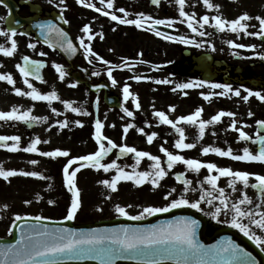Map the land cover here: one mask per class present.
Here are the masks:
<instances>
[{"label":"snow or ice","instance_id":"1","mask_svg":"<svg viewBox=\"0 0 264 264\" xmlns=\"http://www.w3.org/2000/svg\"><path fill=\"white\" fill-rule=\"evenodd\" d=\"M78 3L85 5L90 9H95L96 12H101L102 9L97 7L93 3H87V0H77ZM160 0H152L153 4H158ZM0 3H4V0H0ZM101 3H105V0H101ZM107 8L112 9L114 7L113 0H106ZM175 3L179 6V16L186 18L187 26L192 30V32H197V27L194 26V14H189L185 11L186 0H175ZM204 5L207 8H219V5L210 3V0H203ZM119 12L123 13L124 16L116 15L114 12L103 11L104 16H110L112 21H118L120 24L135 25L137 27H145V20H150L151 30L155 32L157 36H162L164 39L177 40L179 39L183 43L194 44V40L185 39V37L180 36H168L164 32L159 31L157 28L153 27L155 25H168L171 27L174 24L172 19H153L151 16H145L143 13L139 14L138 19H128L127 12L123 7L119 9ZM63 19V16H61ZM215 22V27L223 31L225 27H229L234 33L239 31H245L247 35L264 37V17L257 16L256 19L259 21L260 31L258 32H247L249 25L244 23L252 19V17L247 13L241 14L235 19H224L221 15H216L212 17ZM67 23V21H65ZM196 23L199 24L200 28L204 25L209 24V16L204 15L200 21ZM41 32L45 34V40L49 41L50 37L46 33H55L59 39L60 46L64 48L65 51L75 52L76 46L73 44L72 40L68 39V33L56 24L47 23L39 25ZM82 31L84 33H90V25L85 24ZM9 32L11 36H15L17 33L16 28H10ZM7 34V33H5ZM203 36L204 33L200 32ZM91 39V36H89ZM233 44L232 41H229ZM80 45L85 48L86 55H96L92 51L90 44H85L84 40H80ZM235 47H255L246 46L244 44L234 45ZM29 47L35 48L36 45L30 43ZM17 49V42L15 39L11 40L10 47H4L0 45V52L5 56H12ZM41 55H46V53H41ZM102 60L105 64L109 62L104 60L103 57H97ZM264 58V57H262ZM24 64H17L16 67L19 69L20 73L25 77L24 83L28 86L31 91H22L21 88L15 87L14 91L17 95L31 97L34 101H49L59 100L60 97L55 90L50 91L46 94H42L37 90L32 83L27 79L29 76L35 75L37 79H42L40 76V68L43 65V61L31 60L28 56L23 57ZM120 67H129L127 62L120 65ZM57 72L59 73V78L64 79L66 73L63 67L59 64L55 65ZM94 75H99V73H93ZM107 74L109 78L113 76V68L109 67L107 69ZM147 78V77H145ZM132 79L137 81L141 80V76H133ZM0 80L7 81L10 85H15L13 76L10 73H0ZM170 81L161 80L158 83L167 84ZM112 83L115 84V79H112ZM205 81H191L184 84L177 85L181 89L195 88L198 84H204ZM75 86V85H72ZM213 88H221L224 91L216 93L219 96H226L229 92L234 91V95L237 97L241 96L240 89H232L230 84H212ZM247 95L242 97L243 100L247 101L249 97H258L261 101H264V93L259 91H252L247 89ZM132 93L129 91V85L124 84L123 96L124 100H128ZM203 95V94H202ZM205 100H209L210 96L205 95ZM65 107L70 108L73 112H79L80 109L73 107V102L63 101ZM136 108H140L138 98L136 99ZM174 111V106H170ZM129 117L133 116V112L129 111L127 108L123 109ZM56 112V109H52ZM203 112L202 107L196 108V110L190 115H182L178 117L176 121L170 119L164 111H156L155 116L166 125H171L177 133H179V138L175 141V148L177 149H192L196 145L193 143H185V130L183 127H178L179 122H184L188 125L197 124L199 125V135L203 137L205 134V128L207 125L215 124L220 121L222 117H234L235 113L225 112L223 110L219 111L216 115L212 116L209 120L199 119L201 113ZM249 116L253 113L249 111ZM42 119H47V117H36L31 115V109L26 111H20L16 106H13L10 111H0V120H17V121H33L39 122ZM60 127H66L67 121L58 122ZM77 124H81L80 121H76ZM258 126L264 127V120H259L256 122ZM82 126V125H81ZM104 125L99 119L95 121V133L94 137L99 145L97 151L92 152L87 155L77 156L69 159L63 167L64 181L67 186L68 191L72 194L71 205L67 210V215L65 219H74L78 209L81 207L80 199V189L77 187L76 176L81 168L86 166H91L96 169H103V171L108 172L110 169H116L117 174L112 178L111 181H100V183L106 184L113 190H116L117 183L119 181H135L137 185H142L151 178V184L154 187H159L160 181L168 175V172L161 167V158L156 155H151L146 151H138L135 147H130L126 144L118 146L111 139L105 136L102 132ZM134 125L129 123L125 125L123 132L126 136L129 129L133 128ZM231 127L239 133V138L244 141L251 140L252 137L241 128L237 127V122L235 119L231 122ZM141 133L144 132L143 128H140ZM158 135L156 132H152L147 135L148 143H152L153 139ZM7 141H12L10 145L6 143ZM107 142V146L104 142ZM256 141L259 142L260 147L256 154H253L249 148L245 147L243 149L242 155H234L233 150L229 147L227 150L221 149L219 147H213L211 145L203 147L202 153L208 154L209 152L216 153L221 157H231L236 161H246V162H264V135H257ZM40 138L36 137L32 139L27 147L23 148V151L29 153H36L39 151L37 145L40 144ZM20 137L19 136H2L0 135V148H8L10 151L19 150ZM119 147L120 153H135L137 163L143 157H150L154 161L152 168L154 171H143V172H127L121 168L116 160L111 163H101L104 156H106L112 149ZM160 151L163 152L167 157V168L172 169L173 166L182 162L187 166L188 169L199 172L200 169L206 168L209 173L213 170L218 173V175L209 174L204 179L209 185L212 186V190L219 193L218 196L213 195V191L201 189V195L199 199L190 200L186 198L185 193L189 191H196L195 188H190L192 184L191 180L185 179L183 181L185 187L183 188L180 196L178 198H172L173 193L176 189L173 188L170 192L166 193L165 199L170 200L165 206L155 207L147 206L138 214L131 216L132 220H140L145 216H152L156 213H168L172 209H180L182 207H189L191 209H201V202L205 201L209 205H213L214 211L211 215L214 219L220 217L223 213L228 215L229 212L232 213L231 220L228 221L233 228L239 229L244 236L248 237L250 240L260 247V250L264 252V211H257L260 209L261 205L257 204L254 207H247L248 205H253L252 199L245 193L236 202L230 203L228 197L225 195V188L218 187V181L221 177H229V186L233 191H236L237 181L242 182L243 186L246 188L249 186L250 177H255V183L251 184V187L258 189L261 194V199L264 201V174H255L249 171L243 170H233L230 167H218L217 164L208 162L204 163L199 159L185 158L183 155L174 154L168 151L167 148L161 146ZM46 157H68L69 152L66 150H61L56 148L53 151H45L40 153ZM79 162V167L74 168L70 171L72 165ZM32 164H36V160L30 161ZM24 175V176H40L39 172H17L16 170H5L2 165H0V177L7 180L11 176ZM177 179H181V176H177ZM207 197V199H206ZM218 200L219 204L214 205L213 201ZM25 203H28L26 201ZM52 203V201H49ZM131 207V206H129ZM116 212L121 216L128 217L129 212L125 210L124 207L119 205L116 206ZM258 217V218H257ZM247 218V223L244 222ZM22 217L17 215L15 217L16 221L21 220ZM37 220L42 219V217H36ZM199 222L189 216H178L172 220L162 222L160 224L148 225V226H129L122 225L119 228L112 229H94L89 232H78L70 228H56L43 230L39 229L35 225H29L27 228L21 229L20 238L16 241L14 245L0 246V264H56L59 259H83L86 256L91 258H100L103 256L105 259L102 264H114L117 258H128V259H146L147 264H159L160 260L163 259H176L179 264H256L255 259L251 256V253L246 252L241 249L240 245L231 239H226L217 242L214 245H204L198 238L196 233V226ZM261 230V234L253 229ZM95 253L94 256L92 254Z\"/></svg>","mask_w":264,"mask_h":264},{"label":"flooded vegetation","instance_id":"2","mask_svg":"<svg viewBox=\"0 0 264 264\" xmlns=\"http://www.w3.org/2000/svg\"><path fill=\"white\" fill-rule=\"evenodd\" d=\"M14 1L17 4L22 1L40 3L44 13L54 10L48 4H54L56 7L57 4H60L59 11L63 16L65 28L70 32L82 52L78 68L75 69L57 51L44 44H42L43 53H46V55H41L39 50L41 43L35 39L34 35H26L21 30H18L16 34L19 37H23L22 43L18 46V53L15 52L12 56H5L0 52V59L2 60L11 57L7 67L10 73L15 74L14 79L16 82L22 80L21 74L17 72L18 68L16 67L17 64L22 65V57L19 55L22 51L24 56L47 60L50 63V69H56L54 66L55 59L61 57L64 64L59 65L63 67L66 73L64 78L74 81L76 75L79 80H82V83L78 84L79 90L87 98H95L98 103L104 99L106 93L116 95L121 100H124L123 87L127 83L132 95H136L141 99L139 102L141 107L138 109L135 104L129 103L127 109L129 111L133 110L132 117H129L123 110L121 112L113 110L112 113L114 116L121 113L119 115L120 119H132L135 124L143 129L148 126L145 122L147 118L150 117L151 120H155L156 123L154 124L160 127V148L163 146L174 154L183 155L185 158L199 159L204 163L216 161L219 158L226 162L236 161L231 157H221L212 152L203 154V147L209 145H216L224 150L231 147L234 155H242L245 147L249 148L253 154L258 152L259 142L256 141V137L257 135H264V131H261V129L264 130V127L258 126L256 122L264 120V111H261L262 118L259 119L256 115L260 99L251 96L245 101L242 97L247 95V89L264 93L262 89L264 88V69L261 68V65L264 66V58H262L264 53H246L251 47H235L234 45L239 44L253 46L254 43H251L252 37L246 35L243 30L234 33L227 26L221 31L215 27L212 17L221 15L222 18L231 20L243 14V10L253 15V9L259 4L260 0H210V3L220 6L219 8L211 9L204 5L203 0H189L185 8L190 9L191 12L188 11L189 14H194L193 23L198 29L197 32H192L187 26V22H183L178 14H173L169 19L175 21L171 26L174 31L165 34L168 36H183L185 39L194 40V44L183 43L179 39L166 40L162 36H157L149 27L151 25L150 20H145V27L140 28L135 25L120 24L118 21H112L110 16L103 15V11H110L123 17L124 14L119 12V9L123 7L128 14V19H138L140 13L145 16H151L153 19H160V9L163 14L168 13L166 8V1L168 0H161L160 2H163V5H160V2L153 4L152 0H113L114 7L112 9L107 8L106 0L103 4L101 0H87V3H93L101 8V12H96L95 9H90L78 3L77 0ZM169 1L175 4V0ZM1 6L7 10L1 34L3 38L9 36L8 40L11 43L12 36L5 25L10 9L2 4ZM18 13L22 17L33 15L27 4L19 5ZM204 15L209 16V24L200 28L196 22L200 21ZM85 24L90 25V33L82 31ZM153 27L160 31V25ZM200 32H203L204 35L201 36ZM89 36H91V39H89ZM81 39L84 40L85 44L91 45L92 51L96 55L85 54V48L80 45ZM229 41H232L233 44H230ZM30 43L35 44L36 47H29ZM7 47H10V44H7ZM164 50H167V53L166 58L163 60L160 57V51ZM97 57H103L109 63L105 64ZM125 62H127L129 67H120ZM109 67L113 68L112 78H109L107 74ZM47 71H44V77ZM97 72L99 75L93 74ZM133 76H141L142 79L137 81L132 79ZM27 79L32 78L28 77ZM112 79H115V84L112 83ZM85 80L87 81L86 83ZM161 80L170 82L167 84L158 83ZM191 81H205V83L189 89L177 87L179 84ZM212 84H230L233 90H241V96H235L234 91L229 92L226 96L216 95V93L224 91V89L213 88L210 86ZM89 85L95 86V90L92 91ZM205 95L210 96V99L205 100ZM153 101H156V109L150 111L149 105ZM170 106H174L175 110L173 111ZM198 107L203 108L199 118L203 120H208L221 110L225 112H233L236 108L251 110L252 116L238 113L242 118L238 120L237 127L247 132L252 139L248 141L241 140L239 133L231 127L234 117L224 116L221 118L222 122L218 121L210 126L207 125L203 137L197 135L199 134L198 123L188 125L184 122H179L177 126L183 127L185 130V143H193L196 146L192 149L175 148V141L179 138V133L171 125L163 124L154 115L155 112L164 111L170 119L176 121L182 115L192 114ZM227 119H229V122ZM5 125L7 126L6 123L0 120V135L2 136H8L5 131L11 129H6ZM138 132L140 131L138 130ZM7 142L9 145L12 143L11 141ZM45 151H47V147L40 149V153ZM40 153L37 155L42 156ZM160 158L167 164V157L161 151ZM236 162H244L248 166H252L250 169L251 173L260 174L261 162ZM173 168L175 174L179 172H185L186 174L190 172L194 176L196 174L195 171L188 169L182 162L176 163ZM257 198V201L262 200L261 196L257 195ZM230 220L231 218H207L206 233L212 235L219 229L225 228L228 231L244 236L239 229L231 226L228 222ZM244 222L247 223V219ZM252 227L257 234H261V230L256 229L255 226Z\"/></svg>","mask_w":264,"mask_h":264},{"label":"rangeland","instance_id":"3","mask_svg":"<svg viewBox=\"0 0 264 264\" xmlns=\"http://www.w3.org/2000/svg\"><path fill=\"white\" fill-rule=\"evenodd\" d=\"M166 2L168 13L163 14L160 9V19H169L173 14L179 15V6L176 3L174 4L169 0ZM188 2L189 0H186L185 5H187ZM48 5L56 10H59L61 6L60 4H57V7L54 4ZM185 11L191 12L190 9L186 8ZM245 12L247 11L243 10V13ZM253 12V15L248 13L252 19L244 21V23L249 25L247 32L260 31L259 21L256 17H264V0L259 1V4L253 9ZM6 14L7 10L0 4V45L4 47H7V44L11 46L8 40L9 36L3 38L1 34L3 31V20ZM181 20L186 22V18L181 17ZM251 37L253 39L251 43H254L253 46L255 47H251L246 53H264V37ZM11 38L15 39L17 42V49L15 52L18 53V46L22 43L23 37H19V35L16 34ZM39 50L43 53L42 45L39 46ZM23 53L22 51L19 55L22 56ZM166 53L167 50L160 51V57H162L163 60L166 58ZM10 58L11 57H8L6 60L0 59V73H10L7 67ZM56 64L63 65V59H61V57L58 59L56 58L55 65ZM261 68L264 69V66L261 65ZM47 70L44 80H28L42 94L55 90L60 97L59 100H52L51 102L34 101L31 97L17 95L14 91L15 87L21 88L22 91H31L24 83L25 77L20 73L19 69H17V72L20 73L22 77L20 82H16L14 79L15 74L10 73L13 76L15 85H10L7 81L0 80V111H10L13 106H16L20 111L31 109V115L33 116L47 117V119L40 120L38 122L39 126L33 130H28L21 124L22 121L2 120L7 124L5 127L6 129L11 128L5 131V133H8V136L20 137V146L17 151H10L8 148H0V165H2L5 170L39 172L40 176L15 175L9 177L7 180L0 177V239L10 238L12 236V230L16 223L15 217L17 215L21 216L22 219H36V217H42V219L66 220L65 216L71 205L72 194L68 191L65 181H63V167L69 159L90 154L97 151L99 148L94 137L95 115L92 109H88L89 105L94 106V98L90 100L87 99L86 95L79 90V87L73 81L69 79L66 80L65 78L61 80L56 70L50 68ZM262 89L264 90V88ZM137 98L140 102L141 99L138 96L130 95L128 100L123 101V107L127 108L129 102L131 100L136 102ZM65 100L73 102V107L79 108L80 111L73 112L70 108L65 107L63 103ZM155 105L156 101H153L152 104L149 105L150 111L156 109ZM53 108L56 109V112L52 111ZM261 111H264V101L260 100L256 115L259 119L262 118ZM233 112L235 116L232 118L238 122V120L242 118L238 113L248 114L249 110L236 108ZM98 113L100 121L104 125L102 129L103 134L118 146L126 144L130 147H135L138 151H146L151 155L160 157V127L154 124L155 120H151L150 117L147 118L145 122L148 126L145 127L146 129L141 133L138 132V130L142 127L135 124L134 120H127L126 118L120 119L119 115L114 116L111 111L101 106V102L98 106ZM227 120L229 122V119ZM60 121H67V126L61 128L58 123ZM76 121H80L81 124H77ZM220 122H222V120H220ZM129 123L133 124L134 127L129 129L125 136L123 129L125 125ZM152 132H156L158 135L153 139L152 143H148L147 135H150ZM197 135L200 136L199 134ZM36 137H39L41 141V143L37 145L39 151L36 153L23 151V148L27 147L31 140ZM212 146L217 147L216 145ZM44 147H47V151H53L55 150L54 148L66 150L69 152V156L55 158L43 155L38 156L37 154L40 153V149ZM32 160H36L37 163H30ZM113 160H116L117 164L123 168L124 171L130 173L154 171L152 165H154L155 162L152 161L150 157H143L137 163L135 153H130L128 158H118L115 152H109L107 156L102 159L101 163H111ZM208 162L215 163L218 167H230L233 170L250 172L252 168V166H248V164L244 162H226L220 158L216 161ZM261 164L260 174H264V162H261ZM77 167H79V163L72 165L70 171ZM161 167L168 172V175L160 181L159 187H154L151 184L150 178L142 185H137L135 181H119L116 190L111 189L106 184L100 183V181L104 180L111 181L117 174L116 169H110L108 172H105L103 169H96L91 166L81 168L76 176L77 187L80 189L81 207L78 209L75 218L70 221L74 224H81L94 222L100 219L106 220L125 217L116 212L117 205L124 207L125 210L129 212L127 218L138 215L143 208L147 206H165L170 202V200L165 199L166 193L175 188L176 192L173 193L172 198H178L185 186L176 182L174 178V168L168 169L163 160H161ZM201 173H203V175H201ZM209 174L218 175L214 170L212 173H209L206 168L200 169L199 172H196L195 176L190 172L186 174L187 180L192 181L189 187L196 189V191L185 193L186 198L190 200L199 199L202 188L213 191L214 196L219 195L218 192L212 190V186L204 179ZM229 179V177H221L218 181V187L225 188V195L228 197L230 203L236 202L246 193L253 201V205H248L247 207H254L260 204L261 207L257 211H264V201H257L258 198L251 188L252 182L255 181L254 176L250 177L249 186L246 188L243 186L242 182L237 181L236 191H233L229 186ZM26 201H28V203H25ZM49 201H52V203H49ZM213 204L218 205L219 201L214 200ZM182 208L189 207L185 206ZM201 209L202 210L197 209V211L206 218H212L211 212L214 211L213 205H209L205 201H202ZM231 215V212H229L228 215L222 213L218 218H231ZM150 217L151 216H145L142 219Z\"/></svg>","mask_w":264,"mask_h":264},{"label":"water","instance_id":"4","mask_svg":"<svg viewBox=\"0 0 264 264\" xmlns=\"http://www.w3.org/2000/svg\"><path fill=\"white\" fill-rule=\"evenodd\" d=\"M24 3L28 4L30 6L31 12L37 13V15L33 17H29V18L20 17L17 13L18 5L16 4V2L14 0H4L3 4L7 5L11 11L10 16L6 20L8 29L13 28V27L18 29L26 25L27 26L26 32H34L37 39H39L40 41L44 42L47 45H50L56 48L61 53H63L71 63H74L76 59L75 57L78 55L79 51L77 49L75 52L65 51L64 48L60 46L59 39L54 32L46 33L50 37L49 41H46L45 34L41 32V29L39 27L40 24L52 23V24H56L59 27L63 28V21L61 19V16L57 13H52L50 17L42 18L39 16V14L41 13L40 6H38L37 4L25 2V1L21 2V4H24ZM160 29L165 30L167 28L160 26ZM67 38L72 40L69 34ZM44 66L45 64L43 63L41 68H43ZM105 100L112 107H120V103L118 102V99L116 98L106 97ZM27 125H28V128H32L36 124L28 122ZM128 155L129 153L121 154L120 150L117 151V156L119 158L127 157ZM179 176H181V179H178V180L182 182L183 181L182 175H179ZM178 216H189L199 222L196 226V233H197L198 240L202 244L206 246L214 245L219 241L231 239L235 241L237 244H239L241 249H244L246 252L251 253V256L256 261V264H264V257L262 253L258 251L254 247V245L251 242H249L247 239L237 236L235 234H226L225 231H222V230L217 231L212 236H207L205 232L206 231L205 221L197 214L191 211H188V210H171L168 213L156 214L147 220H141V221H133V220L126 219V218H120V219H114V220H108V221H98L95 223H90V224H85V225H74L69 220L67 222H53V221L24 219V220H20L15 225V228L13 231V237L11 239L0 240V246L14 245L16 241L20 238L21 229L27 228L29 225H35L41 230H43L44 228H48V229L70 228L78 232H89L94 229L103 230V229L119 228L122 225L148 226V225L160 224L162 222L172 220ZM94 255L95 253L92 254V256ZM104 259L105 258L103 256H101L100 258H91V257L86 256L83 259H59L56 261V264H102ZM114 264H147V261L146 259L117 258L115 259ZM159 264H179V261L176 259H163V260H160Z\"/></svg>","mask_w":264,"mask_h":264}]
</instances>
